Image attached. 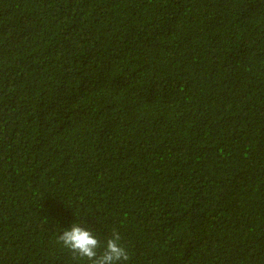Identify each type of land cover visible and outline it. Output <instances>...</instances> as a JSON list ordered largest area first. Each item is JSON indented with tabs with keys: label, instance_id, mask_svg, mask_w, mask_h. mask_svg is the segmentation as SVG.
Listing matches in <instances>:
<instances>
[{
	"label": "trees",
	"instance_id": "1",
	"mask_svg": "<svg viewBox=\"0 0 264 264\" xmlns=\"http://www.w3.org/2000/svg\"><path fill=\"white\" fill-rule=\"evenodd\" d=\"M73 223L264 264V0H0V264H86Z\"/></svg>",
	"mask_w": 264,
	"mask_h": 264
},
{
	"label": "clouds",
	"instance_id": "2",
	"mask_svg": "<svg viewBox=\"0 0 264 264\" xmlns=\"http://www.w3.org/2000/svg\"><path fill=\"white\" fill-rule=\"evenodd\" d=\"M122 240L116 228L102 242L91 229L73 223L70 228L63 229L62 234L59 233L56 242L67 249L74 259L86 261V264H127L131 257Z\"/></svg>",
	"mask_w": 264,
	"mask_h": 264
}]
</instances>
